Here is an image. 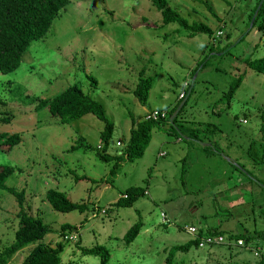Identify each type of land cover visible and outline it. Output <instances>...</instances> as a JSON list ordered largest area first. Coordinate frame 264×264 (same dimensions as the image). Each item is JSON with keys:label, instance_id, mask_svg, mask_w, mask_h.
Instances as JSON below:
<instances>
[{"label": "rangeland", "instance_id": "rangeland-1", "mask_svg": "<svg viewBox=\"0 0 264 264\" xmlns=\"http://www.w3.org/2000/svg\"><path fill=\"white\" fill-rule=\"evenodd\" d=\"M255 1L166 0L188 21L212 29L210 36L187 37L176 23L163 24L149 0H69L46 34L29 43L18 67L0 72V133L20 137L10 149L0 146V165L15 169L4 185L22 190L23 210L50 228L39 243L54 247L62 241L60 264H100L98 256L79 250L96 245L108 252L105 264H165L167 250L190 239L185 230L190 225L202 234L220 231L226 240L176 251L172 264H253L259 259L264 240L236 246L227 239L264 230V74L245 62L264 56V27L246 25ZM239 75L227 103L224 93ZM139 77L151 78L145 104L132 94ZM73 84L99 102L112 122L105 147L111 156L122 150L131 121L136 124L152 109L168 112L181 92L184 105L175 125L182 131L197 122L214 125L213 133H202L215 141L209 151L222 154L198 157L193 150L203 149L208 138L193 140L200 145L187 144L186 136L176 142L166 125L158 124L142 156L122 158L111 171L114 160L94 154L103 144V123L95 116L60 124L46 109H34L38 99ZM80 139L90 150L78 147ZM233 153L242 162L227 157ZM236 172L241 187L226 189L235 183ZM129 186L145 192L130 207L113 206ZM48 189L72 202H90L88 208L56 212L44 198ZM239 198L243 203L232 206L230 200ZM18 209L15 197L0 189V251L13 239ZM134 223H140L139 231L125 244L122 237ZM61 224L75 225L77 231L60 236ZM30 248L16 251L6 264H19Z\"/></svg>", "mask_w": 264, "mask_h": 264}, {"label": "trees", "instance_id": "trees-1", "mask_svg": "<svg viewBox=\"0 0 264 264\" xmlns=\"http://www.w3.org/2000/svg\"><path fill=\"white\" fill-rule=\"evenodd\" d=\"M69 0H0V72L8 73L15 70L22 58L23 53L27 49L29 43L33 40L42 38L54 18L59 16L60 10H62ZM150 4L159 12L161 22L167 24L170 22L176 23L183 30L187 37H192L197 33H203L208 36L211 35L212 29L205 25L203 22L188 21L186 18L179 15L173 8H171L166 0H149ZM260 2V6L254 16L251 27L257 25L259 29L264 27V0H256L252 8L247 13L246 25H248L251 15L255 10L257 4ZM259 23V24H257ZM246 64L255 72L264 74V56L256 59L246 58ZM198 64H196L195 68ZM94 83V80L91 79ZM241 75L235 78L228 88V91L224 93L226 101L230 100L234 90L239 85ZM151 78L144 77L138 78L135 88L132 91L134 97L139 103L145 104L147 92L150 88ZM178 98L174 105L169 109L166 117L163 119L151 120L142 119L134 124L131 121V128L129 129V137L125 142L122 150L119 154L111 156L105 153V147L112 133V122L106 117L102 105L93 100L90 96L84 94L82 90L73 84L61 90L50 98L38 99L35 105V110L46 109L47 112L57 118V122L65 124L73 120L79 119L85 114H92L99 121L103 123L100 131V139L102 144L101 150L95 149V156L102 161L114 160L111 167L113 171L120 160L125 159L132 161L140 158L143 154L145 147L150 140V130L158 125H166L169 131L168 133L174 134L175 137L184 135L187 137L185 141L191 142L194 139L199 138L200 133L210 131L215 126H209L208 124H195L192 123L190 127L184 128V131L180 130L175 125V121L182 107L179 109L176 116L173 118V125L178 130L179 135L173 127L168 123V117L173 112L177 104L183 98ZM184 105V103H183ZM182 105V106H183ZM3 122H7V118L1 119ZM165 130V129H163ZM202 130V131H201ZM209 140V138H208ZM20 137L17 133H0V146L10 149L15 144L19 143ZM78 147L82 149H89V146L84 144L81 139L78 143ZM78 147H72L73 149ZM209 149V147H204ZM72 149V150H73ZM14 168L9 165H0V189L6 190L12 194L17 202L18 206V225L14 230L13 239L10 244L3 247L0 251V264H6L10 257L18 250L25 246H31L28 253L24 256L19 264H60L59 253L62 250L63 243L58 241L54 247H46L39 243L45 234L50 231V228L42 222L39 217H33L28 212L23 210V191H15L13 188L6 187L4 181L8 175L14 172ZM244 174V173H243ZM82 178V177H81ZM144 189L139 186H129L122 191V194L112 203L116 207H130L138 197L144 194ZM44 198L47 201L50 208L56 212L67 213L70 211H77L79 213L85 211L88 208L87 202H72L63 192L48 189ZM140 228V223H134L123 235L122 240L125 244H128L137 235ZM77 226L70 224H61L59 235L62 236L67 233L76 232ZM199 234L202 232L199 230ZM207 234L218 235L222 234L220 231H207ZM224 236V235H223ZM225 237V236H224ZM229 240L242 239L246 244L251 239L264 240V230L254 233L253 235L244 231L242 233H234L227 235ZM197 248L196 240H187L186 242L178 245L171 246L164 258L165 264H172V257L176 251H186L188 248ZM81 254L98 256L100 264H105L108 259L107 250L100 245H96L90 248L79 247ZM259 259L253 264H264V252H260ZM238 264H251L248 262H242Z\"/></svg>", "mask_w": 264, "mask_h": 264}, {"label": "built area", "instance_id": "built-area-1", "mask_svg": "<svg viewBox=\"0 0 264 264\" xmlns=\"http://www.w3.org/2000/svg\"><path fill=\"white\" fill-rule=\"evenodd\" d=\"M216 36L221 34L220 30H217V32L215 33ZM183 92L179 93L178 97H182ZM167 112L165 110H161V109H152L149 110L146 115L144 116V119H151V120H157V119H163L166 117ZM241 122H245L244 119L241 120ZM117 145H119V142L116 143ZM97 148H99V146L97 145ZM163 153H160L159 155H162ZM186 232L189 234V238L190 240H196V245L198 248H202V247H212V246H217L220 244H223L224 241L226 240V238L221 235H211V234H199V229H197L196 227L190 225L188 226L186 229ZM229 240V239H228ZM232 241V240H230ZM233 242V241H232ZM234 245L236 246H245L244 242L242 241V239H237L234 240Z\"/></svg>", "mask_w": 264, "mask_h": 264}, {"label": "crops", "instance_id": "crops-1", "mask_svg": "<svg viewBox=\"0 0 264 264\" xmlns=\"http://www.w3.org/2000/svg\"><path fill=\"white\" fill-rule=\"evenodd\" d=\"M187 87V86H186ZM190 91V90H189ZM179 94V93H178ZM178 96V95H177ZM184 97V96H183ZM198 123V122H197ZM205 133V134H204ZM204 133H200V135H199V138H197V139H194V140H196V141H198V142H200V141H203V138H205L206 140H207V138H209V137H211L212 135H210V134H208V133H206V132H204ZM184 135H182V136H178V137H176L175 138V141L176 142H178V141H181L184 137H183ZM186 139H187V137H186ZM186 139H184V140H186ZM208 141V143H205V144H201L200 145V143H198V142H193V141H191V142H189V143H187V144H189V145H193V144H191L192 142L193 143H195V144H197V145H200V147H202L203 149H201V150H199V149H195V150H193L194 151V153L198 156V157H203V158H216V155H220V154H222V151L220 150V149H217L216 151H219V153H216V151L215 150H213V151H209V149H205L204 147H209V145L212 143H215V141L212 139V138H210V140H207ZM187 142V141H186ZM149 143V142H148ZM160 153V152H159ZM226 155V154H225ZM227 157L230 159V160H232V161H237V163L239 162V161H241L240 160V158H239V155H237V153H233V154H230V156L229 155H227ZM242 162V161H241ZM244 168V167H243ZM236 177L234 178L235 180H234V182L235 183H232V184H226V186H225V188L226 189H230V188H240L241 187V184L240 183H238V182H241L242 181V178H241V175L239 174V173H237L236 172ZM253 177V176H252ZM245 180V179H244ZM246 182V181H245ZM215 187V186H214ZM249 188V187H248ZM262 189H264V188H262ZM237 194H238V192H237ZM230 203H231V205L233 206V205H241L243 202H242V199H240L239 198V200H230ZM164 214H161V217L162 218H164ZM166 219V218H165ZM262 221H264V217L262 216ZM193 226V225H192ZM227 228V227H226ZM188 239V238H187Z\"/></svg>", "mask_w": 264, "mask_h": 264}, {"label": "water", "instance_id": "water-1", "mask_svg": "<svg viewBox=\"0 0 264 264\" xmlns=\"http://www.w3.org/2000/svg\"><path fill=\"white\" fill-rule=\"evenodd\" d=\"M259 6H260V2L257 4L255 10L253 11V13L251 15V18H250V21H249V26H251L252 21L254 19V16L256 15V12H257ZM183 103H184V99L183 100L181 99V101L177 104V106L175 107V109L173 110V112L169 115V117H168V123L170 125H173V121L172 120L176 116V114L178 113L179 109L182 107Z\"/></svg>", "mask_w": 264, "mask_h": 264}]
</instances>
